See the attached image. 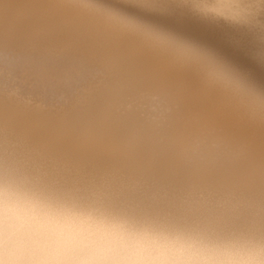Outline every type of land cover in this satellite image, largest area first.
Here are the masks:
<instances>
[{"label":"snow or ice","instance_id":"1","mask_svg":"<svg viewBox=\"0 0 264 264\" xmlns=\"http://www.w3.org/2000/svg\"><path fill=\"white\" fill-rule=\"evenodd\" d=\"M80 7V0L5 4V51L27 52L35 78L52 90L34 104L0 109V143L38 170L87 177L98 195L114 200L170 195L174 184L153 151L154 132L129 105L149 89L164 90L180 104L177 128L193 116L213 118L219 110L178 74L153 63L147 49ZM216 194L239 214L251 215L264 237V136L258 152L243 159Z\"/></svg>","mask_w":264,"mask_h":264},{"label":"bare ground","instance_id":"2","mask_svg":"<svg viewBox=\"0 0 264 264\" xmlns=\"http://www.w3.org/2000/svg\"><path fill=\"white\" fill-rule=\"evenodd\" d=\"M138 1L147 4L156 3L154 5L158 3L163 8L169 7V3L182 5L184 9L196 5V14L206 20L240 32H263L264 36V0ZM15 2L16 0H0V65L9 69L11 78L25 93L37 99L38 95L48 94L52 90L51 85L43 79L35 78L27 52L23 50L6 52L4 49L2 29L4 6L6 3ZM80 4V11L84 14L97 18L103 25L124 34L151 52L149 58L153 63L167 72L178 74L190 86L198 89L208 105L218 109L219 113L213 118L193 116L177 128L175 117L181 110L180 104L161 89H149L143 93L139 101H133L129 105L139 113L143 124L153 130V151L159 162L165 166L174 184V191L160 198L129 202L98 195L87 177L53 175L47 170H38L14 148H10L6 153L2 143H0V167H7L25 180L50 187L63 194L103 204L126 214L156 222L209 233L240 234L241 231H245L248 235L259 234L256 221L251 215L239 214L226 197L221 199L216 193L218 187L236 173L243 159L254 151L258 152L260 139L264 136V117H262L264 103L251 92L241 89L236 83L220 77L216 69L201 56L183 51L170 42L153 38L151 31L145 32L144 29L142 31L137 28L142 26L134 27L135 24L129 25L108 13ZM161 11L160 9V14L164 12ZM11 14H16L15 9ZM151 18L154 20L155 17ZM143 20L139 22L144 24ZM153 20L151 19V22ZM147 22L146 24L149 23ZM162 23L155 25L159 24L160 27ZM167 24L165 21V25L162 26ZM169 27L171 26L167 27L168 30ZM155 28L151 27V30ZM171 29L173 33V28ZM159 31L156 30V34ZM164 31L166 35L167 29ZM217 38L227 44L224 41L226 38L220 36ZM229 46L246 60L264 69V63L256 55L247 54L238 46ZM18 65L23 67V71H18ZM54 100L58 104L62 102L60 96H56ZM21 102L14 94H3L0 91V109L5 105ZM35 102L25 100L22 103Z\"/></svg>","mask_w":264,"mask_h":264},{"label":"clouds","instance_id":"3","mask_svg":"<svg viewBox=\"0 0 264 264\" xmlns=\"http://www.w3.org/2000/svg\"><path fill=\"white\" fill-rule=\"evenodd\" d=\"M0 264H264V237L129 215L0 167Z\"/></svg>","mask_w":264,"mask_h":264},{"label":"rangeland","instance_id":"4","mask_svg":"<svg viewBox=\"0 0 264 264\" xmlns=\"http://www.w3.org/2000/svg\"><path fill=\"white\" fill-rule=\"evenodd\" d=\"M80 3L96 10L108 13L117 20L126 22L129 25L133 26L135 24L134 27L142 26L137 28L142 31L144 29L145 32L151 31L150 34L153 38L170 42L183 51L192 52L194 55L196 54V56H201L216 69V72L220 77L236 83L241 89L251 92V94L258 97L264 103V69L246 60L229 46H238L239 48L244 49L247 54L252 53L256 55V57L264 63L263 32H240L234 28H226L224 25L206 20L196 14V5H187L189 7L184 9L182 5L169 3V7H164L168 12L166 13L164 8L158 3L157 5H154L156 3L147 4L138 0H80ZM143 4L145 6H143ZM152 5L153 7H151ZM158 5H160L162 8H160ZM156 6L158 9H156ZM140 7L142 8L140 9ZM151 8L154 9L152 13ZM160 9L164 11H161V14L159 13ZM157 10L159 11L157 12ZM129 14H133L134 16H129ZM127 15L129 17H127ZM153 16L155 17L154 20H158L154 21L153 18H151ZM134 17L136 19H134ZM127 18L130 19L127 20ZM142 19H144L142 21V23L145 22L144 24L140 23V20ZM151 19L153 22H151ZM146 21L149 23L147 22L148 24H146ZM165 21L166 24H170H167L168 26L173 28V33L170 31V27L168 30L167 25L164 27L162 26L165 25ZM154 22L156 24H161L162 22L164 23L160 25V27H162L159 29V24L155 25ZM143 25L145 26L143 27ZM151 27L155 28V30L153 29L155 32L151 30ZM163 29H167L166 35L169 37L164 35L166 31ZM156 30H160L162 32L159 31L158 34H156ZM218 36L221 38H226L224 41L228 45L219 40L217 38ZM0 91L3 94H14L17 99L22 102L25 100L36 101V98H34L33 95L25 93L23 89L16 83V81L11 78L9 69H7V67L4 65H0Z\"/></svg>","mask_w":264,"mask_h":264}]
</instances>
